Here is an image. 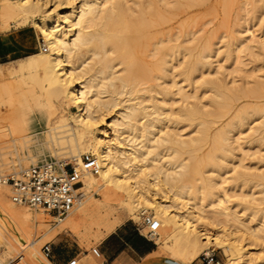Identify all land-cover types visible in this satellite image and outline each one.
I'll return each mask as SVG.
<instances>
[{"label":"bare ground","instance_id":"bare-ground-1","mask_svg":"<svg viewBox=\"0 0 264 264\" xmlns=\"http://www.w3.org/2000/svg\"><path fill=\"white\" fill-rule=\"evenodd\" d=\"M173 1L0 0V34L28 26L42 36L40 45L45 48L20 61L0 64V78L8 65L9 79L48 108L47 113L16 115L10 120L14 125L9 122L0 131V168L9 172L49 163L46 158L36 159L47 152L73 160L79 171L82 154L88 151L99 166L97 175L83 176L78 188L81 204L53 227L51 217L14 204L9 184L0 185V249L7 261L2 264H51L40 251V237L49 240L69 231L80 239L103 241L126 218L147 214L160 224L153 239L175 261L191 264L200 254L212 256V246L223 251L225 264L258 260L248 248L259 242L264 245V213L243 220L229 205L224 175L228 156L240 147L241 129L250 126L253 118L262 119L250 128L258 135L253 141L264 145V104L243 103L247 98H263L264 83L237 90L202 78L196 87L213 91L209 107L190 105L188 92L175 81L176 65L188 86L196 72L203 77L201 70L210 65L213 48L204 43L193 54L182 44L187 39L175 44L179 37L164 26L206 0ZM49 3L53 10L47 9ZM62 5H71V11L58 13ZM244 32L248 36L234 37L228 54L239 47L251 48L248 42L256 39L255 32ZM259 41L264 44V38ZM164 83L176 88L184 104L178 112L163 111L153 99L161 95L164 102L171 96ZM118 106L112 120L104 123ZM165 121L185 122L194 127L196 136L183 139ZM207 142L210 146L199 161L195 154ZM10 156L17 161H9ZM247 177L245 172L235 174L231 189L243 185ZM255 178L260 185L264 173ZM117 209L124 217L116 216Z\"/></svg>","mask_w":264,"mask_h":264},{"label":"rangeland","instance_id":"rangeland-1","mask_svg":"<svg viewBox=\"0 0 264 264\" xmlns=\"http://www.w3.org/2000/svg\"><path fill=\"white\" fill-rule=\"evenodd\" d=\"M132 1L133 0H130L129 3L132 4ZM253 1H255V3L252 5L249 3L250 0H206L201 4H197L196 6L187 9L185 12L177 14L169 24L164 26V30H168L170 28L172 32L176 33L179 37L178 41L174 42L175 44L187 39L188 41L182 44L188 46L192 50L193 54H195L196 50H198L204 43H210L213 48V52L208 59L210 61V65L201 70L203 77H201V72H196L192 77L193 82L189 83L188 86H186V83L182 81V77L178 74L180 72V67L178 64L176 65L174 70L175 81L179 86H183L185 91L188 92L191 97L188 101L190 105L198 104L200 107L204 106L205 109L209 107L208 98L212 95L213 91L208 90V87H196L198 86V83L202 81V78L215 80L217 83L226 84L227 87L237 90L253 89L256 88V85L259 82L264 83V44L259 41L264 38V0L263 2L261 0ZM170 2L171 4L174 3L173 0H170ZM75 5L78 6V1L75 2ZM47 9L53 10V3H49L47 5ZM65 11L70 12L71 5H62L57 8L58 13H63ZM245 29H248L250 32H255L256 35V39L253 42H248L249 40L247 41L251 48L245 49V47H239L236 53L228 54L229 47L231 46L232 39L234 37L241 38L248 36V33L244 32ZM20 32L23 33L24 40L30 47L28 53L34 54L39 52V45L40 42H43V38L38 31L27 26L26 29L23 31L21 30ZM20 60L21 59L11 62H8L9 60H7L5 62L8 63L4 62V64ZM9 71L10 69L8 68V65L5 66L3 68V76L0 78V131L2 130V132L4 129L8 128L7 125H10L9 122L14 125V122L10 120L16 115L32 113L42 114L48 112L46 105L36 103L34 99L26 94V92H29L27 88L17 86L9 79ZM162 86L168 87L169 92H171V96H166L164 98V102L161 95H156L153 99L158 100V103L162 106L163 111L167 112V109L172 108L175 112H178L184 104L181 101L180 96L176 94V88L171 87L170 83H164ZM145 98L148 100V96H145ZM252 98H247L245 101L243 100V103L247 102L251 105L257 104L256 106L264 104V97ZM118 99L121 100L123 97ZM200 102H202L201 105L199 104ZM146 104L148 103L146 102ZM119 109L120 106L114 108L112 112L106 116L104 123L110 122L113 115ZM11 112H14L15 114H12ZM5 118H9V121L8 119L6 121ZM261 121L262 119L253 118V122L250 126H245L241 129L242 133L239 141L240 147L234 151V154H230L228 156L225 163L228 165L224 176L227 178L226 187L229 189V205L236 209L239 212V216L245 221L258 219L259 215L264 213V202L262 201L264 197V182L258 185L259 183L255 178V175L264 173V145L253 141L258 137V135L253 134L250 130V128L258 126ZM12 124L11 126H13ZM164 125L171 128L175 126L174 128H176V131L180 133L183 139L196 136L194 127L189 126L185 122L175 125L171 122L165 121ZM100 127L103 128L102 125H100ZM165 130L166 129H164V131ZM107 131L110 133L111 129L108 128ZM209 146L210 142L203 144L201 151L195 154V158L199 161L202 160L204 156L203 153L209 148ZM86 154H90L94 157L90 151L84 152L82 156ZM10 157L9 161H17L16 156ZM44 158L48 159L47 162L49 163L58 164V161H65L68 164L74 165V162L71 159H63L61 157V159H58L51 157V155L47 152H42L41 156L36 159L41 160ZM233 163L234 165H232ZM30 167H32V165L28 168ZM26 169H18V171L8 172L3 170V168H0V178L17 176L22 172V170ZM204 171L212 173V171L206 168ZM243 172L248 174V180L240 187L236 186L233 191L231 188L234 187L233 185H235L234 183L236 182L232 180V177L237 173ZM207 173L205 175H207ZM251 195L253 197H251ZM10 196L11 192L9 197ZM93 196L96 199H99L98 193H93ZM252 198L254 199V202L252 201ZM25 207L26 208L24 209L30 210L27 206ZM253 213H256V216H252L251 214ZM116 216L124 217V212L121 209H117ZM147 216L149 215L147 214ZM142 219L143 217L138 219L126 218L124 223L119 228L124 225L133 229L137 226L141 227ZM49 225L50 227H53L56 226V223H54V221H50ZM119 228H117V230ZM96 231L97 229L94 228L93 233H96ZM142 233L145 235L146 231L142 230ZM36 238H38V236H36ZM39 239H42V247L47 243L52 250L60 248L65 258H70L73 254H80L79 258L81 259H87L97 263L103 262L102 258H96L92 254V250L98 248L101 251L104 240L99 241L93 237L90 239H80L75 232L69 231H62L49 240H45L42 237ZM154 239L153 242L156 243ZM246 243L249 242L246 241ZM163 247V244L156 245L157 254H163L161 256L165 255L167 258L170 257L166 253L162 252L164 249ZM209 250L211 251V254L214 255L215 260L219 261L221 264H225L226 258L222 250L217 249L214 246L210 247ZM248 251L259 257L255 264H264V245L260 242L251 244ZM2 252L3 249H0V261L2 263H7V261L2 257ZM201 256L202 255L200 254L196 258L197 262L201 261ZM17 262L18 260L15 259L13 263Z\"/></svg>","mask_w":264,"mask_h":264},{"label":"built area","instance_id":"built-area-1","mask_svg":"<svg viewBox=\"0 0 264 264\" xmlns=\"http://www.w3.org/2000/svg\"><path fill=\"white\" fill-rule=\"evenodd\" d=\"M39 49L45 48L39 45ZM99 166L96 159L86 154L82 156L81 168L79 171L71 164L44 163L30 167L19 175L9 178H0V185L9 184L11 188V200L16 205H25L31 210L42 211L51 217L54 223L61 222L69 213L76 209L83 199L78 188L82 186V179L85 174L97 175ZM145 230L144 235L152 240L160 229L158 221L151 216H144L141 227ZM48 259L52 248L46 244L41 249ZM92 254L100 258L98 249H93ZM75 258L67 264H76ZM202 264H221L212 256H201ZM0 264H2L0 262Z\"/></svg>","mask_w":264,"mask_h":264},{"label":"crops","instance_id":"crops-1","mask_svg":"<svg viewBox=\"0 0 264 264\" xmlns=\"http://www.w3.org/2000/svg\"><path fill=\"white\" fill-rule=\"evenodd\" d=\"M26 28L11 30L8 33L0 34V64L26 58L32 54L28 43L24 40L23 31ZM29 54V55H28ZM35 54V53H34ZM5 62V63H8ZM100 258L102 263L81 259L80 254H73L65 258L60 248L52 250L48 260L51 264H67L71 260L81 261V264H183L170 257L158 255L156 243L147 239L142 230L124 225L106 237L102 243ZM160 252V251H159ZM191 264H202L201 261H194Z\"/></svg>","mask_w":264,"mask_h":264}]
</instances>
